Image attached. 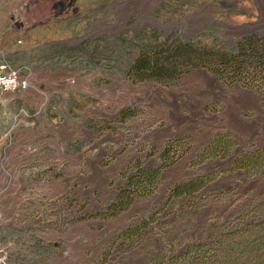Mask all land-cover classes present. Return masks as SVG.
I'll list each match as a JSON object with an SVG mask.
<instances>
[{"label": "rangeland", "instance_id": "1", "mask_svg": "<svg viewBox=\"0 0 264 264\" xmlns=\"http://www.w3.org/2000/svg\"><path fill=\"white\" fill-rule=\"evenodd\" d=\"M47 23L39 38L4 41L12 24ZM253 32H264V0H0V57L33 73L27 91L0 89V264H88L171 185L231 162L196 159L217 133L231 135L234 154L264 147V94L205 68L174 85L128 75L167 39L232 51ZM126 81L179 92L136 95ZM173 139L183 141L163 163ZM133 162L163 164L157 191L116 217L88 215L115 197Z\"/></svg>", "mask_w": 264, "mask_h": 264}, {"label": "trees", "instance_id": "2", "mask_svg": "<svg viewBox=\"0 0 264 264\" xmlns=\"http://www.w3.org/2000/svg\"><path fill=\"white\" fill-rule=\"evenodd\" d=\"M190 67L264 94V32L243 35L232 51L170 38L140 52L128 75L134 81L174 85ZM182 141L169 140L163 163L171 157L170 146ZM235 143L229 133H217L196 159L213 154L231 162L171 185L149 211L114 230L88 264H264V147L234 154ZM162 166L133 162L122 173L126 183L115 197L88 215L110 219L138 198L152 196L161 183Z\"/></svg>", "mask_w": 264, "mask_h": 264}, {"label": "built area", "instance_id": "3", "mask_svg": "<svg viewBox=\"0 0 264 264\" xmlns=\"http://www.w3.org/2000/svg\"><path fill=\"white\" fill-rule=\"evenodd\" d=\"M33 73L26 72L0 57V89L5 92L27 91L32 88Z\"/></svg>", "mask_w": 264, "mask_h": 264}, {"label": "crops", "instance_id": "4", "mask_svg": "<svg viewBox=\"0 0 264 264\" xmlns=\"http://www.w3.org/2000/svg\"><path fill=\"white\" fill-rule=\"evenodd\" d=\"M2 25L6 26L7 24L4 22ZM51 25L52 24L47 23V24H44V26H41V28L39 30H34V29H30V28L24 29L19 24L17 27L12 24L9 26V28L5 29L4 41H5V43L8 44V47H11V45H14L15 41L19 40V38L21 36H24L26 41L31 40L34 36L36 38H39L40 33L45 32L44 29H46V30L49 29L51 27Z\"/></svg>", "mask_w": 264, "mask_h": 264}, {"label": "bare ground", "instance_id": "5", "mask_svg": "<svg viewBox=\"0 0 264 264\" xmlns=\"http://www.w3.org/2000/svg\"><path fill=\"white\" fill-rule=\"evenodd\" d=\"M254 25H256V23H252V26H254ZM125 84H127L129 86L130 90H132V92L135 93L136 95H138V93H140V92H142L144 90H148L151 93H156V94H158L161 97L167 95L168 93H177V92H179V90H174V89L166 90L162 86L157 85L155 83H147V84L144 83V84L133 85L131 82L126 81ZM125 87H126V85H125Z\"/></svg>", "mask_w": 264, "mask_h": 264}]
</instances>
